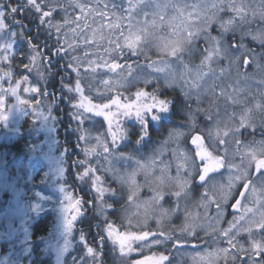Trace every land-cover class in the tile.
<instances>
[{"label":"clouds","instance_id":"1","mask_svg":"<svg viewBox=\"0 0 264 264\" xmlns=\"http://www.w3.org/2000/svg\"><path fill=\"white\" fill-rule=\"evenodd\" d=\"M14 125L0 264H264V0H0Z\"/></svg>","mask_w":264,"mask_h":264},{"label":"trees","instance_id":"2","mask_svg":"<svg viewBox=\"0 0 264 264\" xmlns=\"http://www.w3.org/2000/svg\"><path fill=\"white\" fill-rule=\"evenodd\" d=\"M21 136H22V133L20 130L19 131V138L15 144H11L10 142L3 140L0 136V158H5V160H13L16 158L17 149L24 147V145H22L20 143Z\"/></svg>","mask_w":264,"mask_h":264},{"label":"rangeland","instance_id":"3","mask_svg":"<svg viewBox=\"0 0 264 264\" xmlns=\"http://www.w3.org/2000/svg\"><path fill=\"white\" fill-rule=\"evenodd\" d=\"M19 127L18 126H13L8 132L7 134L4 133H0V136L3 140L10 142L11 144H15L16 141L19 138ZM2 157V156H1ZM5 159V158H3Z\"/></svg>","mask_w":264,"mask_h":264},{"label":"snow or ice","instance_id":"4","mask_svg":"<svg viewBox=\"0 0 264 264\" xmlns=\"http://www.w3.org/2000/svg\"><path fill=\"white\" fill-rule=\"evenodd\" d=\"M12 11L15 12V11H17V10H16L15 8H13ZM21 102H23V101H21ZM209 167H211V164L209 165ZM207 170H208V169H206V171H207ZM74 206H75V205H73V207H74ZM137 264H145V261H138Z\"/></svg>","mask_w":264,"mask_h":264}]
</instances>
